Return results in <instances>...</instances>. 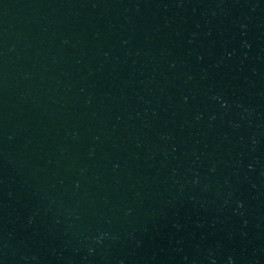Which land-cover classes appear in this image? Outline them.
Returning a JSON list of instances; mask_svg holds the SVG:
<instances>
[{
  "label": "water",
  "instance_id": "1",
  "mask_svg": "<svg viewBox=\"0 0 264 264\" xmlns=\"http://www.w3.org/2000/svg\"><path fill=\"white\" fill-rule=\"evenodd\" d=\"M0 264H264V0H0Z\"/></svg>",
  "mask_w": 264,
  "mask_h": 264
}]
</instances>
